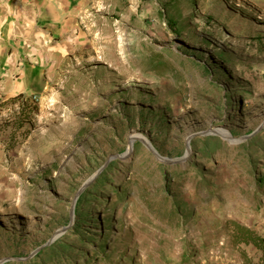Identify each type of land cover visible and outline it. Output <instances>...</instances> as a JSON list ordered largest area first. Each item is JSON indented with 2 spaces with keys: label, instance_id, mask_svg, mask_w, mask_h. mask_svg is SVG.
Masks as SVG:
<instances>
[{
  "label": "rangeland",
  "instance_id": "obj_1",
  "mask_svg": "<svg viewBox=\"0 0 264 264\" xmlns=\"http://www.w3.org/2000/svg\"><path fill=\"white\" fill-rule=\"evenodd\" d=\"M87 9L80 34L49 51L47 89L0 103V264L25 263L56 241L79 247L71 209L113 160L126 194L114 207L98 203L82 228L120 241L110 263L95 264L257 261L254 247L226 236L231 222L264 236V187L257 192L255 181L264 184V152L249 164L234 150L200 153L204 137L229 149L257 136L253 148H264V19L232 0H87ZM211 77L221 91L205 99ZM146 152L169 166L194 161L168 180L186 216L178 228L145 205L167 190L148 173Z\"/></svg>",
  "mask_w": 264,
  "mask_h": 264
},
{
  "label": "trees",
  "instance_id": "obj_2",
  "mask_svg": "<svg viewBox=\"0 0 264 264\" xmlns=\"http://www.w3.org/2000/svg\"><path fill=\"white\" fill-rule=\"evenodd\" d=\"M167 26L169 31H174V22L168 20ZM209 75L211 76L212 74L209 73ZM220 91V85L213 80V77H211L210 83L204 87V97L205 99L216 98L220 94ZM256 139L257 136H253L234 148L228 149L224 144L220 142L219 144L218 139L204 137L201 145L200 157L201 159H210L215 153L222 154L226 151L234 150L236 151L235 156L239 157L242 155L246 157V164H249L253 161V155L256 150H260L259 152L261 153L264 152V148H253L254 146L252 145ZM210 141H214L213 144H211ZM134 145L133 153L135 156H138L139 153L143 151L142 147L139 142H136ZM194 148L195 145L192 153L197 157V152ZM144 155L145 158L142 156V159L151 164L148 173L156 174L161 177L166 185L165 189H167L164 190L162 197H160L156 203L153 205L149 203L145 204L146 207H149L148 212L150 211L151 214H154L153 218L158 223H164L165 226H172V229L178 228V226L182 225V220L186 216H180L178 208L181 206V203L175 202L172 196L168 194L170 193V182L168 180H179L184 174L188 173L190 169H193L192 165L194 164V161L191 160L189 164H176L169 166L154 160L149 152L144 153ZM115 163L116 162L113 160L102 169L86 192H82L76 200L73 212L75 222L71 230L74 233V237L77 238L80 246L73 248L62 241H56L48 247L40 250L33 259L26 261L25 263L19 262L16 264H89L92 260L90 259V256L91 258L93 257V261L90 264H95L102 259L104 262L110 263L112 261L110 260V256L117 253V248H114V242L120 241V239L117 238L119 235L116 234L115 237H111L110 232L107 231L104 236H98L99 233L94 234L89 232V227L85 226V228H82V225H88L86 223L91 219L90 214L94 211V208L97 207L98 203L103 207L105 206L106 208H109L115 206V203H110V200L112 199H114V201L119 200L122 202V198L124 197V194H126L125 192L128 188L122 190L121 187L125 186L128 180L124 178V175L120 170L121 168H119V166L117 167ZM195 172H200V170L197 169ZM251 173H254V171H251ZM115 175H117V180L114 178ZM255 181L258 184L257 192H259V189L264 187L263 180L261 177H258ZM189 211L190 208H187L184 212L188 213ZM90 223L91 224L89 225H96L92 224L93 222ZM120 223L121 222H117V225ZM112 224H114V221H112L111 225ZM121 227L122 224L120 228ZM123 243L124 242H122V244ZM226 243H229L233 247H238L239 245L254 247L259 253L257 261L248 262L247 264H264V236L257 235L253 228H248L244 225L231 222L229 225V232L226 236ZM91 244H94L95 246H92ZM85 251L88 252V255H86Z\"/></svg>",
  "mask_w": 264,
  "mask_h": 264
},
{
  "label": "crops",
  "instance_id": "obj_3",
  "mask_svg": "<svg viewBox=\"0 0 264 264\" xmlns=\"http://www.w3.org/2000/svg\"><path fill=\"white\" fill-rule=\"evenodd\" d=\"M232 2L264 19V0ZM88 13L87 0H0V103L47 89L49 51L76 38Z\"/></svg>",
  "mask_w": 264,
  "mask_h": 264
},
{
  "label": "bare ground",
  "instance_id": "obj_4",
  "mask_svg": "<svg viewBox=\"0 0 264 264\" xmlns=\"http://www.w3.org/2000/svg\"><path fill=\"white\" fill-rule=\"evenodd\" d=\"M222 135L225 136V137H228L229 135L227 134V132L223 131L222 132ZM130 141L134 140V139H140L142 140L143 142H145L146 146L149 148V149H152V146L150 145V143L141 135L139 134H132L130 135Z\"/></svg>",
  "mask_w": 264,
  "mask_h": 264
},
{
  "label": "water",
  "instance_id": "obj_5",
  "mask_svg": "<svg viewBox=\"0 0 264 264\" xmlns=\"http://www.w3.org/2000/svg\"><path fill=\"white\" fill-rule=\"evenodd\" d=\"M254 133H252V134H249L246 138H249V137H251L252 135H253ZM145 147H146V149L149 151V152H151L157 159H160V157L157 155V153H156V151L152 148V149H149L147 146H146V144H145V142H143L142 140H140V139H138ZM189 147H188V143H187V149H188ZM71 215H73V207H72V209H71Z\"/></svg>",
  "mask_w": 264,
  "mask_h": 264
},
{
  "label": "built area",
  "instance_id": "obj_6",
  "mask_svg": "<svg viewBox=\"0 0 264 264\" xmlns=\"http://www.w3.org/2000/svg\"><path fill=\"white\" fill-rule=\"evenodd\" d=\"M34 99V98H33Z\"/></svg>",
  "mask_w": 264,
  "mask_h": 264
}]
</instances>
